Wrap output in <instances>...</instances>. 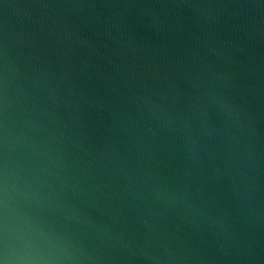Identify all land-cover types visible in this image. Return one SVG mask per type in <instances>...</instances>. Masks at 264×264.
<instances>
[{"label":"water","instance_id":"obj_1","mask_svg":"<svg viewBox=\"0 0 264 264\" xmlns=\"http://www.w3.org/2000/svg\"><path fill=\"white\" fill-rule=\"evenodd\" d=\"M0 264H264V0H0Z\"/></svg>","mask_w":264,"mask_h":264}]
</instances>
